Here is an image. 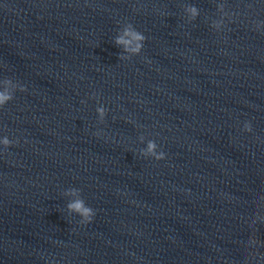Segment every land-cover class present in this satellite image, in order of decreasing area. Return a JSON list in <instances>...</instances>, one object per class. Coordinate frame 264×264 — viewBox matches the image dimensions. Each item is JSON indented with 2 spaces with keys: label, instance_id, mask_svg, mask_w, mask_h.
<instances>
[{
  "label": "clouds",
  "instance_id": "9594fccd",
  "mask_svg": "<svg viewBox=\"0 0 264 264\" xmlns=\"http://www.w3.org/2000/svg\"><path fill=\"white\" fill-rule=\"evenodd\" d=\"M188 11L192 14L193 17H195L198 12L197 9L195 7H190L188 9ZM125 36H130L131 40L125 39ZM146 37L131 29V26H129L128 29L125 30L124 36H121L119 38H117L116 43L117 44H122L125 45V50L126 51H132L133 53H140V51L143 48V44L145 41ZM132 41H137V44L134 48L129 49L127 46L130 45L132 43ZM3 83L6 85H11L12 81L11 79H4ZM20 91H25V88L22 86L20 88ZM14 98V95L12 92H10L7 88H5L4 90L0 91V107H3L8 101L12 100ZM98 111L101 112V114H103V110L99 109ZM245 130L248 132L252 131V126L250 123H246L245 124ZM2 143L6 146L9 147L12 143V141H10L7 137H5L2 141ZM156 145L154 142H149L148 144V152L152 153L153 150L155 149ZM156 160H162L165 158V153L161 152L158 155L155 156ZM69 209L74 210L76 212H79L84 218H85V223H90L92 221V217L95 215L94 213H92V210L88 207L84 206V203L82 200H77L71 204L68 205ZM256 241L253 239L251 240V243L254 244Z\"/></svg>",
  "mask_w": 264,
  "mask_h": 264
}]
</instances>
